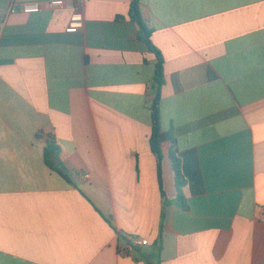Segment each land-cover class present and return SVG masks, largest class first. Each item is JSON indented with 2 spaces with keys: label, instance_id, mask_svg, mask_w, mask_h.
<instances>
[{
  "label": "crops",
  "instance_id": "1",
  "mask_svg": "<svg viewBox=\"0 0 264 264\" xmlns=\"http://www.w3.org/2000/svg\"><path fill=\"white\" fill-rule=\"evenodd\" d=\"M131 1L0 0V264H263L264 0H140L185 210L168 141L158 186L157 60ZM129 238L148 246L122 254Z\"/></svg>",
  "mask_w": 264,
  "mask_h": 264
},
{
  "label": "trees",
  "instance_id": "2",
  "mask_svg": "<svg viewBox=\"0 0 264 264\" xmlns=\"http://www.w3.org/2000/svg\"><path fill=\"white\" fill-rule=\"evenodd\" d=\"M129 17L137 25L139 39L142 40L147 45L149 50L155 54L157 60L155 67L154 86H153L154 98L150 105L151 116H152V133L150 137V147L154 156L156 157L158 186L163 196L164 194L162 191V178H161V163H162L161 144L168 141L172 143V147L169 150V160L171 162V166L174 174V182L176 189L175 204L180 209L185 210L187 208L186 200L183 195V187L185 185V180L181 173L180 161L177 156V151L173 146L174 142L171 138V135L165 134L162 131V123L160 116V88L164 83L163 72H162L163 60L160 53L155 49V47L151 43L150 39L152 35V30H150L147 27V25L144 23L142 19L140 12V0L131 1ZM59 153H60V149L58 145L55 143V141L47 140L44 148V160L46 165L51 170L55 171L61 177L66 179L68 182H70L67 176L61 174L60 172V168L63 167V164L59 160ZM51 161L55 163V166L52 165ZM105 220L108 224H110L109 218H106ZM156 264H161L160 258L158 256L156 258Z\"/></svg>",
  "mask_w": 264,
  "mask_h": 264
},
{
  "label": "built area",
  "instance_id": "3",
  "mask_svg": "<svg viewBox=\"0 0 264 264\" xmlns=\"http://www.w3.org/2000/svg\"><path fill=\"white\" fill-rule=\"evenodd\" d=\"M13 3L9 8V12L13 11ZM48 7L55 8V4L49 3ZM42 9V6L38 3H30V4H24L21 6V11L26 14H34L40 12ZM83 24L82 15L78 12H74L73 15L70 18L68 27L66 29L67 33L74 34L77 33L81 28ZM148 246V242L146 240H138L135 238H129L126 240L124 247L121 250L122 254H129L131 251H133L134 248L138 247H145Z\"/></svg>",
  "mask_w": 264,
  "mask_h": 264
},
{
  "label": "water",
  "instance_id": "4",
  "mask_svg": "<svg viewBox=\"0 0 264 264\" xmlns=\"http://www.w3.org/2000/svg\"><path fill=\"white\" fill-rule=\"evenodd\" d=\"M60 172L61 174L66 175L70 180H72V175L66 170V168H60Z\"/></svg>",
  "mask_w": 264,
  "mask_h": 264
}]
</instances>
